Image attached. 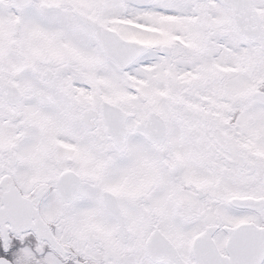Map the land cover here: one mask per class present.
Returning <instances> with one entry per match:
<instances>
[{
  "label": "flooded vegetation",
  "instance_id": "flooded-vegetation-1",
  "mask_svg": "<svg viewBox=\"0 0 264 264\" xmlns=\"http://www.w3.org/2000/svg\"><path fill=\"white\" fill-rule=\"evenodd\" d=\"M76 1L0 0V36L11 37L20 53L50 55L53 34L65 38L50 13L64 12L79 23L68 10L79 6ZM157 2L137 12L127 3L109 1L101 8L94 0L93 18L124 38L159 39L158 30L151 35L158 22L180 19L175 9L164 15ZM185 17L192 22L190 14ZM156 44L150 49L158 52L161 42ZM20 56L21 68L4 70L0 79L1 86L22 93L12 107L13 125L0 132V264H264V118L254 126L153 127L155 141L131 133L141 111H127L123 101L118 106L127 114H116L114 137L120 140L127 126L122 151L107 134L105 100L79 88V61L67 54V64L78 71L77 88L62 95L70 110L62 141L52 143L50 127L28 112L36 106L46 113L66 85L43 81L49 67L25 64ZM1 91L14 101L7 88ZM156 103L169 113L166 99ZM6 114L0 112V124L6 125ZM84 149L94 156L90 167ZM61 178L63 195L73 201L61 198ZM233 199L250 201L233 205Z\"/></svg>",
  "mask_w": 264,
  "mask_h": 264
},
{
  "label": "rangeland",
  "instance_id": "rangeland-1",
  "mask_svg": "<svg viewBox=\"0 0 264 264\" xmlns=\"http://www.w3.org/2000/svg\"><path fill=\"white\" fill-rule=\"evenodd\" d=\"M64 1L74 3L77 2L76 0ZM88 1L91 2L92 0H85V2ZM109 1H112L114 4L124 2V0H108V2ZM131 1L135 2L138 8L139 4L149 5L147 2L148 0ZM150 2L154 3L155 0H150ZM176 2L181 8L185 7L184 0H176ZM186 3L189 4L191 9H193V11L195 12V16L192 17V22L189 23L187 20H185L178 26L169 27L171 30L182 31L180 34L185 37L184 39L173 41L170 40L174 42V47L177 51V54L175 55L176 60L174 61V63L179 67H183L188 70L186 74L187 77H185L184 79L186 81L191 80L193 85L197 86L196 92H202L204 93V95L199 96L197 94V97L199 98L201 104L198 103L197 105H192V107L196 110V114L193 117H187L183 111L177 112L173 109H170L168 111L178 116V118L181 119L186 126H208L211 128L244 126L243 124L239 123L238 120L232 122L230 119H227L226 116L221 117L220 115L213 114L210 108V101L211 96L216 97L220 95L221 92V96H228L227 98L223 97L224 101H229L232 99V97L236 98L235 95L239 96V94H242L241 98L239 99V104L240 100H245L248 107L253 104L249 99V95L251 94V92H253L251 82H254L253 78L256 77L257 67L252 68L247 65L240 66L237 61L240 59L242 60L244 57V53L249 52L250 48L241 44L240 42L238 43V39L232 30L230 22V27L229 24L224 23L223 18L224 20H226L228 17L231 20V15L227 10L228 14L223 17L225 11L224 7L221 8L220 6H218L217 0H211L206 3V5H200L197 8L196 5L193 4L192 0H186ZM255 5L258 7V10L260 12H262L261 9L264 10V0H255ZM173 7H176V5ZM92 9L93 7L87 9V11L90 14L95 15L96 13L92 12ZM136 11L140 12V9H137ZM111 14L115 16L117 15V12L112 9ZM50 15L53 19L56 17L63 26L65 35L64 37L66 39L65 41H67V53L73 56L72 60H74L75 62H77V60L79 61L80 71H86L84 75V79L86 80V82L80 83L79 88H82L83 90H85V92L89 93L91 90L96 88V83L98 90L100 88L112 95L118 94V96L123 101L129 103L130 97L129 95H127L128 93L116 88V86L119 85V80H116L115 77L119 78L121 81V77H124L120 75L104 59L103 54L96 47L91 31L82 26L80 23H77L69 14H65L64 12H51ZM32 17L36 19L38 16L36 14H33L31 18ZM180 18H182V16H180ZM187 24H190V26H187ZM169 28H163L160 35L162 38L167 37L170 32ZM0 42L5 45V47L1 51L3 57L0 56V78H3L2 75L4 74V70L9 71L12 74L21 64H23L17 58V55L20 54V57L23 58L24 63L28 65L36 66L39 64L41 66L44 63L50 62V68L56 70L55 73H58V79H61L62 75L66 73V70L68 68L67 66L65 68H62L57 60H52L55 57H58V55L62 57V55L64 54V47L62 46L58 47L56 44H52V59L48 61L45 60L44 57H32L31 55L24 52L20 53L15 49L11 37L0 38ZM230 43H233L235 47H231ZM154 45L156 44L154 43ZM12 59L15 61V64L11 67H8L10 61H13ZM254 59L255 61H257L255 56ZM95 62L96 65L100 64L102 66L101 70L92 68V64H94ZM137 66L143 71L151 69L149 68L150 66L148 67L147 65V59L140 62ZM243 66L248 69H243ZM262 68V74L258 79L264 78V64L262 65ZM66 79L67 82H69V80H72L67 74ZM222 82H224V84ZM185 83L186 85H188V82ZM138 87L140 91L138 93L133 92V94H136V96L140 98L142 96L145 97L143 94H146L150 91L154 94H156L157 91V87L152 90V84L146 88V91H144L145 86L139 85ZM28 88L32 89L33 86H30ZM114 89L120 91L121 94L116 93ZM173 89L174 88L165 89L163 91V94L167 93V95L162 99H166L168 103H171L174 100L173 97L175 98V94H177L180 96H178L179 99H175L176 101H183L186 104L189 102V98H187L189 97V93L183 92L179 87H175V92L171 93V91H174ZM98 90H96L95 96L99 98L105 97V94L100 93ZM57 98L58 99L54 101V105L48 108L46 113L36 106L31 108L30 112H28L29 115L33 118H43V120L45 121L44 126L50 127L52 143L62 141V136L65 133V126L64 124H62V122L66 120L67 112L69 111V108L65 107L62 103L63 97L61 93L59 94V96H57ZM223 98L220 99L222 100ZM0 105L3 106L1 102ZM150 110L152 109L147 105L146 111L143 113V117H140V121H144L146 119V115ZM158 112L162 114L161 109H158ZM251 113L256 116L257 119L264 118V107L258 106ZM167 120L171 119L167 118ZM1 121L3 122L4 120L1 119ZM9 121L10 119L5 120V123L8 124ZM168 123L171 125V122ZM182 125L183 124L180 121H175V123L172 124L173 127H182ZM5 131L6 129L4 127L0 128V132ZM132 143L141 145L142 141L134 139L132 140ZM89 152L90 150L84 149L81 155L85 159V162H90V167L93 163L94 156ZM259 154L260 158H264V148L262 146H260ZM85 166L86 165L83 164L82 167ZM82 206L86 207L87 204H82Z\"/></svg>",
  "mask_w": 264,
  "mask_h": 264
},
{
  "label": "water",
  "instance_id": "water-1",
  "mask_svg": "<svg viewBox=\"0 0 264 264\" xmlns=\"http://www.w3.org/2000/svg\"><path fill=\"white\" fill-rule=\"evenodd\" d=\"M223 1L233 9L234 23L237 27H239L243 31L244 36L248 40L260 41L261 37L258 34H256V31L254 29H245L241 26V17H240L241 10H246L252 7V0H223ZM108 43H110V41ZM104 47L107 50L105 44Z\"/></svg>",
  "mask_w": 264,
  "mask_h": 264
}]
</instances>
